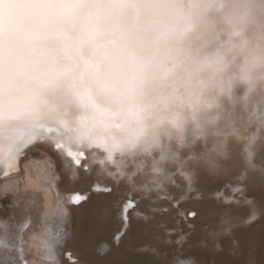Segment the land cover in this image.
<instances>
[{"label": "clouds", "instance_id": "clouds-1", "mask_svg": "<svg viewBox=\"0 0 264 264\" xmlns=\"http://www.w3.org/2000/svg\"><path fill=\"white\" fill-rule=\"evenodd\" d=\"M0 57V109L145 191L198 142L264 144V0H3Z\"/></svg>", "mask_w": 264, "mask_h": 264}, {"label": "bare ground", "instance_id": "bare-ground-1", "mask_svg": "<svg viewBox=\"0 0 264 264\" xmlns=\"http://www.w3.org/2000/svg\"><path fill=\"white\" fill-rule=\"evenodd\" d=\"M10 135L0 134V264H131L125 258V246L114 248L112 235L109 238L105 232L114 222L109 210L113 203L122 209L120 218L128 226L139 208L153 203L159 202L164 209L178 202L179 213L193 208L201 213L209 200L219 205L216 211L235 212L241 206L238 210L243 217L248 212L262 217L239 235L249 239L247 264H264L263 258L259 261L264 255V144L257 145L256 164L249 166L244 162L242 145L232 133L198 142L184 154L185 163L172 168V178L164 187L145 191L94 164L88 152L80 155L72 151L80 160L79 165L75 164L63 146L59 151L54 148L57 142L52 134L15 142ZM140 242L131 239L127 247H136ZM83 258H89L90 263ZM233 260L226 262L234 264Z\"/></svg>", "mask_w": 264, "mask_h": 264}, {"label": "rangeland", "instance_id": "rangeland-1", "mask_svg": "<svg viewBox=\"0 0 264 264\" xmlns=\"http://www.w3.org/2000/svg\"><path fill=\"white\" fill-rule=\"evenodd\" d=\"M34 150H37V148H34ZM238 201L242 202V200H238ZM157 203H159V202H157ZM157 203H153L151 205H148L145 208H143V207L139 208L138 212L136 213L135 217L133 218V221L128 226L125 223L123 224L124 218H120L122 216V209L119 207V205H117V203L116 204L113 203V205L109 208V210L111 211V213H110L111 218H112L111 221L114 220V222L112 221V226H111L112 229L110 228V230H105V232L109 238L112 235L111 236L112 241L110 239L109 240L112 244H114V248H118L119 244L122 247L125 246L124 248L127 251L124 252V254L126 256L125 258H128V259H126L127 262L129 261V262H131V264H138V263L139 264H211V263H213V264H221L222 263L223 264V260H224V264H227V262H226L227 260L229 262V259L232 260V258H233L235 260V258H237L235 261L234 260L232 261V262H234V264L236 261H238V262H236V264H240L241 262H243L241 264H245V263L247 264V262L249 260V256H250V250H249V246H248L249 244H247V242H249V239H245V237L240 238L239 234H240V231L242 229L243 230L244 229H251L254 227L255 222H257V219H259V217H257L258 214L248 212L247 214H244V217H243V215H242L243 213H241L238 210L241 206H239V208L235 212L216 211L219 208V205L212 200H209V202L206 205H203V206L207 207V209H206V211H204V212L202 211L201 213H197L196 208H193L186 213H181V212L179 213L178 208H179L180 204H178V202H174L173 205H171L167 208H164V209L159 207V204H157ZM201 206L202 205H199V207H201ZM224 212L226 215L224 214ZM157 214L159 216H157ZM112 215H113V217H112ZM142 216H143V218H142ZM155 216H157V217L155 218ZM253 216L255 217L254 219L252 218ZM230 217H234V218H230ZM157 218L159 220H157ZM236 218H237V220L238 219L239 220L237 221ZM261 218L258 221H260ZM135 220H136V222H135ZM138 220H140V221H138ZM229 220L233 221V222H230ZM246 220H247V222H246ZM141 221H142V223H141ZM134 222L137 225H135ZM139 223H141V225ZM171 224H172V226H171ZM134 225L138 226V227L136 228ZM183 225L185 227H183ZM230 226L233 228H230ZM261 227H260V229H261ZM140 228L142 230V231H140L141 233L139 231H137V230H140ZM133 229H135L134 231H136L135 235L132 234L134 232ZM211 233L213 234L214 237L212 236ZM128 236L130 237L129 239H127ZM173 238H175V239H173ZM221 238H222V240H221ZM131 239H133V240L140 239L141 242L139 243L138 246H136V247L134 246L133 248H131V247L129 248L127 246H129L128 242H130ZM210 240H211V242H210ZM228 240H232V241L229 242ZM212 241H214V242H212ZM243 241L246 242V245L243 244L244 243ZM224 242H227V244L224 245ZM241 243H242V245L245 246V248H244V246L241 247ZM165 244H166V246H164ZM230 245H231L232 249L229 247ZM223 246H225V248H223ZM233 246L235 248H233ZM226 248L229 250V253L231 255L228 253ZM246 248H247V250H246ZM216 249H217V251H216ZM222 249H224L226 251H224ZM246 251L248 254L246 253ZM223 252H225L226 255H223L224 254ZM213 253L215 254V258L217 256L216 259H214ZM219 253H221V254H219ZM234 253H236L237 255H235ZM173 254L175 257L173 256ZM240 254H241V256L244 255V258L241 257ZM141 255H143V256H141ZM221 255L223 256V258H225V256H227L228 259H227V257L225 259H222ZM230 256H234V257H230ZM218 257H219V259H218ZM260 257H261V259L259 258V261H262L264 259V255L262 254V256H260ZM243 259H245V260L243 261ZM246 259H247V261H246ZM201 260H203V261H201ZM217 260H218V263H217ZM168 261H170V262H168ZM198 262H200V263H198ZM219 262H221V263H219ZM262 262H264V260ZM262 262H259V263H262ZM228 264H232V263H228Z\"/></svg>", "mask_w": 264, "mask_h": 264}, {"label": "snow or ice", "instance_id": "snow-or-ice-1", "mask_svg": "<svg viewBox=\"0 0 264 264\" xmlns=\"http://www.w3.org/2000/svg\"><path fill=\"white\" fill-rule=\"evenodd\" d=\"M2 2L3 0H0V3ZM24 75H26V70L23 67L14 61H8L0 57V89L13 86ZM6 132L11 133L10 139L13 142L17 139L23 140L25 137L29 139L36 137L32 132L31 125L22 118L19 111L0 109V134ZM54 148L59 151L62 146L56 143ZM67 155L75 159V164H80V160L75 158V153L68 151ZM80 155H83V153L81 152Z\"/></svg>", "mask_w": 264, "mask_h": 264}, {"label": "water", "instance_id": "water-1", "mask_svg": "<svg viewBox=\"0 0 264 264\" xmlns=\"http://www.w3.org/2000/svg\"><path fill=\"white\" fill-rule=\"evenodd\" d=\"M79 246H81V244L79 243ZM83 261L85 262V263H90V259L88 258L87 260L85 259V258H83Z\"/></svg>", "mask_w": 264, "mask_h": 264}]
</instances>
